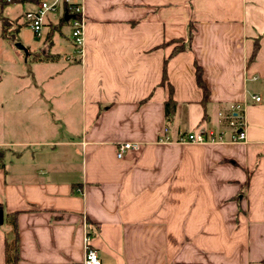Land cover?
Listing matches in <instances>:
<instances>
[{"label":"crops","instance_id":"0c3cea01","mask_svg":"<svg viewBox=\"0 0 264 264\" xmlns=\"http://www.w3.org/2000/svg\"><path fill=\"white\" fill-rule=\"evenodd\" d=\"M81 5L78 57L71 38L54 41L59 14L39 39L50 38L46 64H61L63 87L12 94L13 127L32 110L58 115L60 132L52 117L38 139L0 135V264H14L5 250L13 215L16 264H83L87 232L100 264H264V0ZM235 104L244 143L175 142L188 129L224 130L219 113ZM123 143L139 148L118 158Z\"/></svg>","mask_w":264,"mask_h":264},{"label":"rangeland","instance_id":"374dc122","mask_svg":"<svg viewBox=\"0 0 264 264\" xmlns=\"http://www.w3.org/2000/svg\"><path fill=\"white\" fill-rule=\"evenodd\" d=\"M34 8L35 6L30 5L28 1L13 3L12 0H0V32L2 23L4 24V37H1L0 33V108H2V111H0L2 112L0 113V135L3 134L2 138L4 140L38 139L39 133L48 131V124L45 121H49L52 117L56 119L53 118L50 122L53 125L50 124L49 126L52 130L60 132L58 115H40L32 110L30 113H20L16 126H12V112L17 107L12 98L14 92L43 93L45 91H58L64 85V81L59 77L58 68L61 64H46L50 61V56L48 54L44 55L50 53L48 51L50 50V38L46 37L44 40H38L37 42L24 24V14ZM56 19V16L51 14L47 16L46 21L48 25H52L56 22ZM54 30V27L46 28V31H50V33ZM70 34V25L64 22L60 27V32H56L54 35L55 43L57 42L58 45L64 48L68 43L66 39H70ZM15 43L22 44L28 50V55L16 49ZM66 48L68 50L69 46ZM63 55V53H60L61 62L64 61ZM78 55L77 53V57ZM31 56L35 59L38 58V60L45 56L48 60H44L43 63H34L31 61ZM35 96L34 99L38 100V94H35ZM39 100L44 101L45 98L40 97ZM54 120L55 122H53ZM188 132L196 131L195 129H188Z\"/></svg>","mask_w":264,"mask_h":264},{"label":"built area","instance_id":"2783aa9c","mask_svg":"<svg viewBox=\"0 0 264 264\" xmlns=\"http://www.w3.org/2000/svg\"><path fill=\"white\" fill-rule=\"evenodd\" d=\"M57 15L61 17L68 16L71 28L70 38L78 49H80L83 43V26H84V15L82 11L81 0H36L35 8L29 10L24 14L23 21L26 28L32 34L33 38L41 39L43 37V30L45 21L48 15ZM255 102H259V98L254 97ZM220 120L224 121L225 128L218 132L212 129H202L194 133H180L175 142L180 144H213V143H244V119L243 109L241 105H232L227 114L219 113ZM167 130L164 129L160 138L159 143L168 142ZM116 156L118 158L128 150H137L139 145L123 143L116 147ZM84 260L83 264H100L99 256L96 250L91 246V235L87 232L84 239Z\"/></svg>","mask_w":264,"mask_h":264},{"label":"trees","instance_id":"16d2710c","mask_svg":"<svg viewBox=\"0 0 264 264\" xmlns=\"http://www.w3.org/2000/svg\"><path fill=\"white\" fill-rule=\"evenodd\" d=\"M13 3L16 2H27V1H36V0H12ZM60 22L64 23V17L60 18ZM1 37H4V24L2 23V28H1ZM181 49V47H176L173 51V53L178 52ZM256 50V47L254 48V51ZM41 61L43 60H48L47 57L43 56L42 59H39ZM195 76H196V83L197 86L202 90V94H203V98H202V105L205 104L207 96H208V90L204 85V82L202 80V75H201V69L199 66H195ZM166 82V78H165V71H163V76H162V84H165ZM169 88V97L166 100V102L164 103V116L165 119L169 122L173 115H174V111H175V107L176 104L172 98V89L170 87ZM5 150L3 148L0 147V168L3 169L4 168V160H5ZM8 221L11 223V226L13 228V232H14V238L12 240L11 243H7L6 242V246H5V250H6V259L8 262L12 261V263L16 264V260H17V232H16V218L15 215L10 216L7 218Z\"/></svg>","mask_w":264,"mask_h":264},{"label":"water","instance_id":"95a60500","mask_svg":"<svg viewBox=\"0 0 264 264\" xmlns=\"http://www.w3.org/2000/svg\"><path fill=\"white\" fill-rule=\"evenodd\" d=\"M64 19H65V21H67L69 19V17L65 16ZM14 45H15L16 49L23 51L26 55L28 54L27 49L22 44L15 43Z\"/></svg>","mask_w":264,"mask_h":264}]
</instances>
